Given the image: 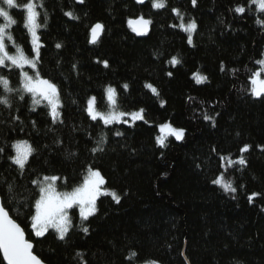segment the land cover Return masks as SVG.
<instances>
[{
	"label": "trees",
	"instance_id": "1",
	"mask_svg": "<svg viewBox=\"0 0 264 264\" xmlns=\"http://www.w3.org/2000/svg\"><path fill=\"white\" fill-rule=\"evenodd\" d=\"M152 2L141 7L133 0H85L83 5L75 0H36L45 5L38 9L40 75L57 83L62 107L53 124L46 104L31 110L29 95L23 101L13 98L12 110L0 105V147L5 155L15 156L10 145L18 140H28L35 149L23 175L10 160L0 158V192L14 196L9 214L22 226L29 225L28 236L35 214L30 205L36 198L30 181L58 175L62 179L56 190L72 192L91 167L100 171L105 188L121 197L120 203L101 197L88 221L73 208L75 227L67 241L49 230L34 248L47 264H264V98L251 95L250 83L253 73L261 70L256 61L264 59V27L256 23L264 13L254 5L248 12L250 0H197L195 7L191 0H166L163 9L153 8ZM239 5L246 8L243 15L234 11ZM173 8L185 25L191 20L197 24L191 45ZM69 11L79 19L66 16ZM9 12L16 20L9 30L13 39L34 57L24 27L26 11L21 7ZM141 15L152 20L143 37L128 24ZM96 23L104 25V32L92 45ZM9 51L15 53V48ZM173 57L180 63L173 66ZM19 72L0 69L13 87L21 85ZM197 74L207 80L196 83ZM108 86L115 89L119 111L143 108L148 123L105 125L93 120L88 100L95 97L104 108ZM16 115L23 123L14 119ZM167 123L185 129V136L182 141L170 138L161 148L159 126ZM117 130L124 135L116 136ZM245 145L250 150L241 153ZM241 154L247 165H233ZM221 175L234 182L236 193H225L212 183ZM253 194L258 195L250 201ZM81 224L89 227L88 233L80 230ZM77 252L85 254L83 260Z\"/></svg>",
	"mask_w": 264,
	"mask_h": 264
},
{
	"label": "snow or ice",
	"instance_id": "2",
	"mask_svg": "<svg viewBox=\"0 0 264 264\" xmlns=\"http://www.w3.org/2000/svg\"><path fill=\"white\" fill-rule=\"evenodd\" d=\"M76 3L83 5L85 0H75ZM137 4H144L145 0H136ZM193 7L196 6L197 0H191ZM255 6L258 13H264V0H250L247 11L252 12V6ZM23 8L26 11V23L24 27L31 32L32 37V49L35 56L31 57L25 54L24 50L17 46L16 41L10 33V26L16 24V20L10 15L9 10L14 8ZM43 3L37 4L36 0H23L22 3L18 0H0V18H3V23H0V69H5L9 74L12 73L13 69L20 70L19 74L22 76L21 85L19 87H13L11 80L8 75L0 73V105H3L6 109H13V98L18 97L19 101H23L25 95L31 97L32 111H35L37 106H40L42 102L46 101L45 107L50 108V115L52 117V123L55 124L58 120L60 113L58 109L62 107L60 104V89L57 83L51 79H45L40 75L39 63L41 60V48L43 45L40 43V37L37 35V29L40 27L38 20L41 13L38 11L39 8H44ZM152 7L155 9H163L166 7V0H153ZM173 12L180 18V28L187 32L188 43H193L192 34L196 31L197 24L195 20H191L187 25L183 21V16L180 11L176 8L172 9ZM234 11L243 15L246 12V8L243 5L236 6ZM71 19L78 20L79 17L75 16L73 12L69 11L65 13ZM256 23L261 27H264V19H257ZM129 26L132 31L137 35H147L149 26L152 24L151 19H145L142 15L138 20H129ZM104 25L96 23L91 28V43L95 44L99 39L98 33H102ZM15 48V53L9 51V48ZM57 49L61 48V44L55 45ZM101 63V61H97ZM103 67L108 68L109 63L107 60L102 61ZM170 63L175 66L180 63L178 59L173 57ZM261 66L260 71L253 73V77L250 81L251 95L256 98H264V79H261V72H264V59L256 61ZM75 67V66H73ZM25 68L31 70V74L28 71H24ZM223 65L221 71H223ZM235 71V70H233ZM169 77L173 76V73L169 71L167 73ZM196 83H202L207 80L206 76H200ZM147 88L151 92L159 96L158 90L153 87L152 84H147ZM123 88L128 89V85L124 84ZM108 101L112 105V109L107 113H97L94 111L95 97L89 101L88 113L93 120H103L105 125L114 124L119 122L127 123L124 117L130 116L132 121L141 120L148 123L145 118L144 109L141 108L137 112L127 113L125 111H119L116 107V100L114 99L115 89L108 87L107 89ZM165 101H160V106L164 107ZM18 111V106L17 109ZM205 120H212L213 126L215 121L212 117L205 115ZM15 120L20 121L21 117L16 115ZM63 123V120L59 121ZM35 121H32L35 126ZM167 130V135L174 136L177 141H182L185 136V129L173 127L171 123H167L161 126V132ZM116 136H123L124 133L117 130L115 131ZM103 141V138H102ZM157 144L159 147H166V137L161 136L157 138ZM15 150V156L5 155V148L0 147V158L10 160L12 165H15V170L18 175H23L29 167V158L35 152V149L28 142V140H18L14 145H10ZM250 145H245L240 150L241 153L248 152ZM94 152L104 151L103 148H95ZM215 152V149H212ZM223 159V157H221ZM233 165L246 166L247 161L241 154L237 160H232ZM198 167V165H197ZM87 176L84 178L83 184L77 187L72 192H58L55 187V182L60 181L62 178L58 175H44L42 178L32 179L30 183L35 186L34 192L36 198L30 206H34L35 214L31 215V231L28 233L26 238V228L29 227L27 223L22 226L9 214L8 205L14 196H9L6 193L0 192V264H47V260L42 256L34 252V248L41 243L46 237H48L49 230L53 233L58 234V239L61 241H67L68 234L72 231L75 225L72 222V218L69 216V209L74 206L79 207V215L83 221H88L89 217L93 216L97 212V199L101 195H111L117 204L120 203L121 197L116 194L115 191L105 190L102 192V186L106 183L104 177L101 175L99 170H94L89 167L87 169ZM66 182V178H63ZM212 183L219 185L223 188L225 193H236L238 188L234 186L232 180L226 179L225 176L221 175L219 179H213ZM13 192V187L9 185L8 193ZM258 194H253L249 197L251 201ZM235 198V197H233ZM80 230L84 233L89 232V227L80 225ZM84 253L77 252V257L83 260ZM137 253L133 252L132 257H136ZM87 264V261H84ZM152 264H156L155 261Z\"/></svg>",
	"mask_w": 264,
	"mask_h": 264
},
{
	"label": "rangeland",
	"instance_id": "3",
	"mask_svg": "<svg viewBox=\"0 0 264 264\" xmlns=\"http://www.w3.org/2000/svg\"><path fill=\"white\" fill-rule=\"evenodd\" d=\"M26 16H27V13H26ZM2 21H3V18H2ZM3 22H4V21H3ZM12 26H13V25H12ZM12 26H10V28H11ZM27 30H28V29H27ZM28 32H29L30 35H31V32H30L29 30H28ZM37 35H38V29H37ZM31 39H32V37H31ZM25 69H27V70L29 71V74H31V70H30V69H28V68H25ZM260 78H261V79H264V72H261V77H260ZM112 88H113V87H112ZM107 89H108V88H107ZM105 94H106V106H105L104 108H101V109H100V108L98 107V103H97V100H96V98H95V102H94L93 107H94V111L97 112V113H107L108 111H110V110L112 109V105H111L110 102L108 101L107 90H106V93H105ZM92 98H93V97H92ZM92 98H90V99L88 100L87 109H88L89 101L92 100ZM114 99L116 100V93L114 94ZM46 103H47L46 101L42 102V104H46ZM116 107H117V110H118L117 101H116ZM88 114H89V113H88ZM96 120H99V121H102V122H103V120L99 119V117H98ZM124 120L127 121L126 124H128V125H133V124H135V123H137V122H141V120L132 121L130 116H126V117H124ZM103 123H104V122H103ZM119 123H124V122H119ZM114 124H116V123H114ZM108 125H113V124H108ZM163 125H164V124H163ZM161 126H162V125L159 126V134H160L159 137H161V136L166 137V141H167L168 139H170V138H174V139H175L174 136L167 135V130H165L164 132H161ZM172 126H173V125H172ZM173 127H174V126H173ZM57 182H58V181H56L55 184H57ZM105 190L112 191V190H110V189L105 188V184H104V185L102 186V192L105 191ZM103 196H111V195H101V196L97 199V202H98V200H99L101 197H103ZM111 197H112V196H111ZM97 202H96V204H97ZM75 207H77V208L79 209L78 206H74L73 208H75ZM73 208H72V209H73ZM72 209H69V210H68V212H69V216H70V211H71Z\"/></svg>",
	"mask_w": 264,
	"mask_h": 264
},
{
	"label": "water",
	"instance_id": "4",
	"mask_svg": "<svg viewBox=\"0 0 264 264\" xmlns=\"http://www.w3.org/2000/svg\"><path fill=\"white\" fill-rule=\"evenodd\" d=\"M135 3H136V0H133ZM149 2V0H145V3L144 4H137V5H139V6H141V7H143V6H145L147 3ZM136 20H138V19H136ZM129 28L132 30V28L129 26ZM103 32H104V29H103ZM103 32L102 33H98V36H99V39L97 40V42L95 43V44H97L99 41H100V39L102 38V36H103ZM149 32H150V26H149V31H148V34H149ZM135 33V32H134ZM136 34V33H135ZM147 34V35H148ZM137 35V34H136ZM147 35H143V36H147ZM91 36V35H90ZM139 37H143V36H140V35H138ZM91 39H92V36H91V38H90V44H92V45H95V44H93V43H91ZM26 238H27V235H26ZM5 264H6V262H5Z\"/></svg>",
	"mask_w": 264,
	"mask_h": 264
},
{
	"label": "bare ground",
	"instance_id": "5",
	"mask_svg": "<svg viewBox=\"0 0 264 264\" xmlns=\"http://www.w3.org/2000/svg\"><path fill=\"white\" fill-rule=\"evenodd\" d=\"M108 87H111V86H108ZM108 87H106L105 91L107 90Z\"/></svg>",
	"mask_w": 264,
	"mask_h": 264
}]
</instances>
